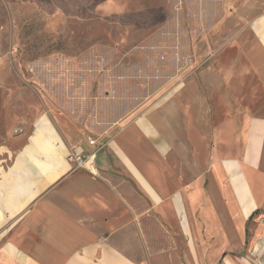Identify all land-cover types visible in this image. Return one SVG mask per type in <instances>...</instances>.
<instances>
[{"label":"crops","instance_id":"1","mask_svg":"<svg viewBox=\"0 0 264 264\" xmlns=\"http://www.w3.org/2000/svg\"><path fill=\"white\" fill-rule=\"evenodd\" d=\"M15 142L0 264H264V13L153 111L93 138L39 117Z\"/></svg>","mask_w":264,"mask_h":264},{"label":"rangeland","instance_id":"2","mask_svg":"<svg viewBox=\"0 0 264 264\" xmlns=\"http://www.w3.org/2000/svg\"><path fill=\"white\" fill-rule=\"evenodd\" d=\"M11 2L0 0V151L39 117L93 138L153 111L264 13V0Z\"/></svg>","mask_w":264,"mask_h":264},{"label":"built area","instance_id":"3","mask_svg":"<svg viewBox=\"0 0 264 264\" xmlns=\"http://www.w3.org/2000/svg\"><path fill=\"white\" fill-rule=\"evenodd\" d=\"M88 144L93 146L95 143L94 141L89 140ZM94 158L95 153L84 155L82 152L76 150L68 156V160L75 162L78 167L86 169L92 175L95 174L93 165Z\"/></svg>","mask_w":264,"mask_h":264}]
</instances>
